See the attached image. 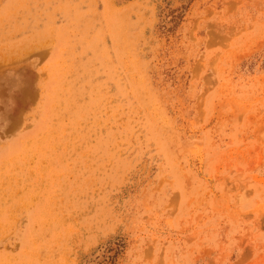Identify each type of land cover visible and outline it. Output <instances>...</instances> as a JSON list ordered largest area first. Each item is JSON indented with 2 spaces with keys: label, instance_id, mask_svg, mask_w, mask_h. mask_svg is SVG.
<instances>
[{
  "label": "rangeland",
  "instance_id": "1",
  "mask_svg": "<svg viewBox=\"0 0 264 264\" xmlns=\"http://www.w3.org/2000/svg\"><path fill=\"white\" fill-rule=\"evenodd\" d=\"M0 264H264V0H0Z\"/></svg>",
  "mask_w": 264,
  "mask_h": 264
}]
</instances>
